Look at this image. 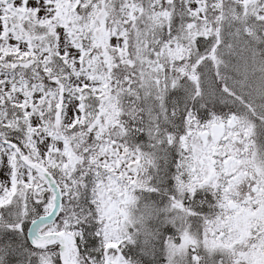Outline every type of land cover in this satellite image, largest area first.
<instances>
[{
  "label": "snow or ice",
  "instance_id": "1",
  "mask_svg": "<svg viewBox=\"0 0 264 264\" xmlns=\"http://www.w3.org/2000/svg\"><path fill=\"white\" fill-rule=\"evenodd\" d=\"M0 264H264V0H0Z\"/></svg>",
  "mask_w": 264,
  "mask_h": 264
}]
</instances>
